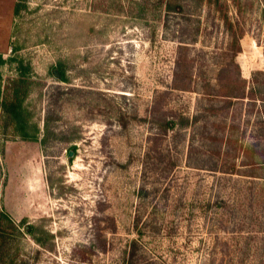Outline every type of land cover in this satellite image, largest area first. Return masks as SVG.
<instances>
[{
	"label": "rangeland",
	"instance_id": "374dc122",
	"mask_svg": "<svg viewBox=\"0 0 264 264\" xmlns=\"http://www.w3.org/2000/svg\"><path fill=\"white\" fill-rule=\"evenodd\" d=\"M0 264H264V0H0Z\"/></svg>",
	"mask_w": 264,
	"mask_h": 264
},
{
	"label": "trees",
	"instance_id": "16d2710c",
	"mask_svg": "<svg viewBox=\"0 0 264 264\" xmlns=\"http://www.w3.org/2000/svg\"><path fill=\"white\" fill-rule=\"evenodd\" d=\"M168 7L169 8H172L170 5H168ZM175 8V7H174ZM179 8V7H178ZM10 104V107H9V111H11L10 113L12 114V115H19V114H21V111H22V107H21V104H20V101H18V102H10L9 103ZM9 104H8V106H9ZM5 105V104H4ZM154 111H155V108H154V110H153V113H152V121L153 122H155V123H157L158 125H159V123H158V120H159V118H156V117H153V116H155L156 114L154 113ZM163 120H164V122H163V126H160V128H162L163 130H165L166 131V127L167 126H169V125H171L172 123H173V121H168V120H166L165 118H163ZM188 122H189V119L186 117V118H182V120H181V124H188Z\"/></svg>",
	"mask_w": 264,
	"mask_h": 264
},
{
	"label": "water",
	"instance_id": "95a60500",
	"mask_svg": "<svg viewBox=\"0 0 264 264\" xmlns=\"http://www.w3.org/2000/svg\"><path fill=\"white\" fill-rule=\"evenodd\" d=\"M71 154V153H70Z\"/></svg>",
	"mask_w": 264,
	"mask_h": 264
}]
</instances>
